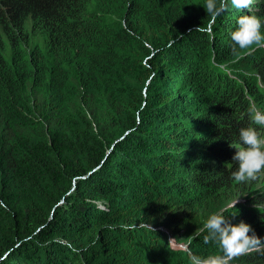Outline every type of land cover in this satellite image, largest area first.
I'll use <instances>...</instances> for the list:
<instances>
[{
    "label": "trees",
    "instance_id": "16d2710c",
    "mask_svg": "<svg viewBox=\"0 0 264 264\" xmlns=\"http://www.w3.org/2000/svg\"><path fill=\"white\" fill-rule=\"evenodd\" d=\"M206 12L0 0V264H192L223 255L202 225L221 203L264 240V169L232 177L240 129L264 139V47L231 40L242 15L264 36V0H228L212 35Z\"/></svg>",
    "mask_w": 264,
    "mask_h": 264
},
{
    "label": "clouds",
    "instance_id": "9594fccd",
    "mask_svg": "<svg viewBox=\"0 0 264 264\" xmlns=\"http://www.w3.org/2000/svg\"><path fill=\"white\" fill-rule=\"evenodd\" d=\"M231 4L237 9H247L252 4V0H231ZM227 7L228 0H205L209 23L206 27L204 25L198 27L196 31L212 35L213 25ZM237 24L236 30L231 33L233 52L236 46L242 50L254 44L264 47L260 18L254 15H242ZM253 120L258 125H264V114L256 111ZM239 136L244 147L237 149L233 156V161L238 163V169L232 173V177L236 181L244 182L247 179H255L261 169H264V148H262L264 139L253 127L240 129ZM205 227L208 230L205 243L216 241L223 255H210L206 258L193 255L192 264H230L235 257L264 250V240L257 237L251 226L243 221L233 225L222 213L213 214L208 218Z\"/></svg>",
    "mask_w": 264,
    "mask_h": 264
},
{
    "label": "rangeland",
    "instance_id": "374dc122",
    "mask_svg": "<svg viewBox=\"0 0 264 264\" xmlns=\"http://www.w3.org/2000/svg\"><path fill=\"white\" fill-rule=\"evenodd\" d=\"M225 206H226V203H221L220 205L212 206L208 210H206L203 214L204 220L202 222V225H204L207 222L208 218L211 215L216 214V212H218V211L220 212V210L222 211L223 210L222 208Z\"/></svg>",
    "mask_w": 264,
    "mask_h": 264
}]
</instances>
